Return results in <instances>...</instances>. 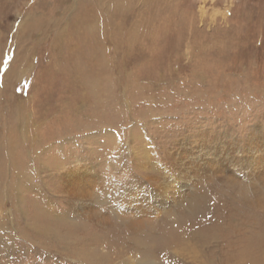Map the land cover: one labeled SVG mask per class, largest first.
Wrapping results in <instances>:
<instances>
[{"label":"rangeland","instance_id":"374dc122","mask_svg":"<svg viewBox=\"0 0 264 264\" xmlns=\"http://www.w3.org/2000/svg\"><path fill=\"white\" fill-rule=\"evenodd\" d=\"M261 207L264 0H0V264H264Z\"/></svg>","mask_w":264,"mask_h":264},{"label":"bare ground","instance_id":"6f19581e","mask_svg":"<svg viewBox=\"0 0 264 264\" xmlns=\"http://www.w3.org/2000/svg\"><path fill=\"white\" fill-rule=\"evenodd\" d=\"M27 187H28V189H31V188H34L33 187V183H29V184H27L26 185ZM62 188L63 189H65V184H63L62 185ZM71 190H72V192H71ZM70 191H68L70 194L68 195V197H70L71 196V199H72V197L73 196H77L78 195V193L77 192H75V191H73V189H71ZM61 191V190H60ZM85 193V192H84ZM83 193V194H84ZM17 195V194H16ZM79 195L80 196H82V194H80L79 193ZM90 196V195H89ZM84 197V196H83ZM83 197H81V198H83ZM220 197H222V196H220ZM85 201V200H84ZM248 206H249V203L248 202H246V204H245V207H247L248 208ZM82 207V208H81ZM82 209V211L84 212V211H86L87 213H89V218L96 224V226H99V227H106V226H109L110 224H111V218H109L110 216H111V214L112 215H114V216H118V214L117 213H114L113 211H111L112 213L109 215V217H107V216H105V214L104 215H99V214H97L95 211H93V210H90V208H87V210H86V207H85V204L84 205H82V206H80V207H78L77 209ZM262 209H264L263 207H261ZM85 212V213H86ZM229 211H227V213L225 214H223V217H219L218 216V219H221L222 220V218H223V220L224 221H226V220H228V222L230 221V217H229V213H228ZM84 216V215H83ZM123 215H121L120 217H122ZM123 217H125V216H123ZM87 218H88V215H87ZM88 218V219H89ZM89 219V220H90ZM138 219L139 218H137L136 216H133V215H127V217L126 218H122V220L124 221V225L127 227V228H129L130 230H131V232H133L135 235H139L140 237H141V235H140V227H141V229H143L142 228V226H140L141 225V220H139L138 221ZM123 221H122V224H123ZM142 223H145L144 221L142 222ZM152 228H153V226H152ZM154 230V229H153ZM35 232H37V231H35ZM150 233H151V231H150ZM187 234H188V231L186 232ZM39 234V233H38ZM149 234V233H148ZM51 236V235H50ZM62 237V236H61ZM58 239H60V238H58ZM64 239V238H63ZM140 239V238H139ZM59 241V240H58ZM100 241V240H99ZM129 241V240H128ZM57 242V241H56ZM66 242H68L67 240H66ZM65 241H62V243H66ZM91 242V241H90ZM96 242H97V240H96ZM137 243H141V246H143V243L142 242H137ZM63 245V244H62ZM78 248L79 249H81L80 251L82 252V253H87V254H93L94 255V253L95 252H84L85 250L83 249L82 250V245L79 243L78 244ZM81 246V247H80ZM140 246V247H141ZM142 248H144V246L142 247ZM89 251V250H88ZM148 255H144L143 257L144 258H146V259H148L149 257H150V255H149V253H147ZM151 256H153V255H151ZM152 258V257H151Z\"/></svg>","mask_w":264,"mask_h":264}]
</instances>
